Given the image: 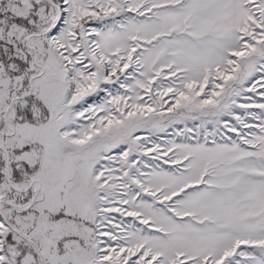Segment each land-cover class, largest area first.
<instances>
[{"label":"snow or ice","instance_id":"1","mask_svg":"<svg viewBox=\"0 0 264 264\" xmlns=\"http://www.w3.org/2000/svg\"><path fill=\"white\" fill-rule=\"evenodd\" d=\"M0 264H264V0H0Z\"/></svg>","mask_w":264,"mask_h":264}]
</instances>
